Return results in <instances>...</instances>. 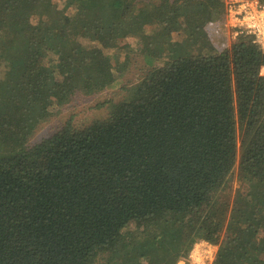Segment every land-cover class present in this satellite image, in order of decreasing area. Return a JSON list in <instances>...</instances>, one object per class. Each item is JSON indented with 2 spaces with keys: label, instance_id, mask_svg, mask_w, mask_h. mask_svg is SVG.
<instances>
[{
  "label": "trees",
  "instance_id": "obj_1",
  "mask_svg": "<svg viewBox=\"0 0 264 264\" xmlns=\"http://www.w3.org/2000/svg\"><path fill=\"white\" fill-rule=\"evenodd\" d=\"M152 1L0 0V264H178L199 240L264 264V52L217 48L223 0ZM146 27L124 100L28 146L52 107L120 83L102 49Z\"/></svg>",
  "mask_w": 264,
  "mask_h": 264
},
{
  "label": "rangeland",
  "instance_id": "obj_2",
  "mask_svg": "<svg viewBox=\"0 0 264 264\" xmlns=\"http://www.w3.org/2000/svg\"><path fill=\"white\" fill-rule=\"evenodd\" d=\"M152 2L157 5L156 2L159 3L160 0H153ZM220 19L221 16L218 20ZM213 27L216 28L215 25ZM151 30V27H146L143 40L127 39L121 43L120 49H116V47L102 49L103 53L113 55L116 62L122 63L124 61L127 63V70L123 74L120 83L91 96L76 94L68 103L52 107L51 116L38 124L34 133L28 140V146H33L52 136L59 131L65 121L70 117L72 118L75 129H84L96 121L103 120L108 115L109 108L112 104H117L124 100L126 96L125 88L135 85L150 70L149 65H146L144 55L149 53L148 45L152 42L149 37V35H151ZM34 31H37L36 27ZM184 36L185 34L181 32L173 33L171 35V40L177 41L184 38ZM44 64L46 65L45 61ZM155 66L160 67V62L155 64ZM261 74L264 75V69L261 70ZM99 104L100 106L98 107L97 105ZM231 178L233 187L237 190L239 188V182L236 180L235 170ZM243 193L244 192H241L240 189L238 193L239 199L244 197Z\"/></svg>",
  "mask_w": 264,
  "mask_h": 264
},
{
  "label": "built area",
  "instance_id": "obj_3",
  "mask_svg": "<svg viewBox=\"0 0 264 264\" xmlns=\"http://www.w3.org/2000/svg\"><path fill=\"white\" fill-rule=\"evenodd\" d=\"M223 23L228 40L235 41L243 35L264 52V3L260 0H223ZM217 247L204 240L194 243L186 260L178 264H212Z\"/></svg>",
  "mask_w": 264,
  "mask_h": 264
},
{
  "label": "crops",
  "instance_id": "obj_4",
  "mask_svg": "<svg viewBox=\"0 0 264 264\" xmlns=\"http://www.w3.org/2000/svg\"><path fill=\"white\" fill-rule=\"evenodd\" d=\"M211 28L214 29L213 30V35L215 36V40L217 42V48H220L218 46V43H222L223 47H226V46L230 45L231 41L228 40V38L227 39L224 38V35H223L222 31H220L217 28H213V27H211Z\"/></svg>",
  "mask_w": 264,
  "mask_h": 264
}]
</instances>
